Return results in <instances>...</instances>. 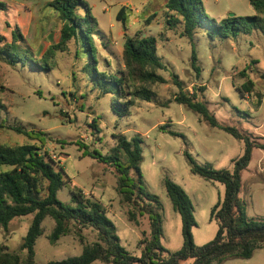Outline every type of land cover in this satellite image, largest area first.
I'll use <instances>...</instances> for the list:
<instances>
[{
  "label": "rangeland",
  "instance_id": "rangeland-1",
  "mask_svg": "<svg viewBox=\"0 0 264 264\" xmlns=\"http://www.w3.org/2000/svg\"><path fill=\"white\" fill-rule=\"evenodd\" d=\"M85 1L99 24L95 36L98 68L110 74L125 70L122 59L125 39L153 36L157 39V55L165 65L158 73L166 83L147 85L154 93L152 100L136 98L130 115L119 117L111 111L112 95L103 94L84 71L89 59L84 44L70 41L54 51L49 69L45 66L39 69L31 63L12 66L0 60V102L4 106L0 121L6 124V128H0V145L15 147L36 142L10 130L12 126L42 132L41 140L46 143L42 145L43 151L49 149L50 156L60 163L67 176L64 175L67 184L58 192V199L73 205L72 191L94 197L106 208L120 244L132 256L140 257L142 242L151 236L147 211L155 207L154 203L146 195H138V191L134 196L137 205L127 202L119 190L117 169L87 153L117 155L124 163L125 154L118 149L113 136L123 135L128 140L141 137L140 168L145 193L156 196L160 202L159 210L155 209L161 217L162 245L169 253L183 246L181 217L174 211L166 190L165 180L169 179L192 200L196 219L192 233L195 245L201 247L212 241L218 231L212 209L223 200L225 187L193 174L187 154L199 165L232 171L234 161L244 154L245 143L178 104L176 97L181 90L174 80L181 83L183 93L204 103L220 124L235 127L254 144L264 145V80L260 77L264 72V35L256 30L250 35L237 33L222 38L211 26L212 20L250 17L255 11L248 0H203L205 21L191 40L183 35V24L173 29L167 24L166 0ZM123 6L126 25L117 19ZM47 9L38 24L45 31L30 32L25 36L27 43H23L28 54L40 62L45 59L37 54L59 43L62 26L58 15L44 18L48 17ZM11 39L8 35L7 40ZM193 48L199 75L192 67ZM249 80L254 83L252 93L241 95L239 88ZM130 175L137 178L134 172ZM238 199L249 219L264 222V149L253 148L250 164L241 173ZM31 222L29 215L14 219L7 229L0 226V246L17 253L22 264L27 253L21 250V245ZM42 227L43 233L35 246V264L80 256L86 246L98 239L92 228L72 223L69 233L52 243L54 220L47 217ZM220 264H264V248L256 250L250 259L228 258Z\"/></svg>",
  "mask_w": 264,
  "mask_h": 264
},
{
  "label": "trees",
  "instance_id": "trees-1",
  "mask_svg": "<svg viewBox=\"0 0 264 264\" xmlns=\"http://www.w3.org/2000/svg\"><path fill=\"white\" fill-rule=\"evenodd\" d=\"M248 1L255 11L253 16H231L218 22L212 20L211 26L218 35L229 38L237 33L250 35L256 30L264 35V0ZM202 5L203 0H167L164 6L167 24L171 29L183 24V35L192 40L195 30L205 21ZM49 7L58 13L62 26L59 43L37 54L40 57L43 56L45 61L33 59L23 48V43H27V40L18 27L12 31L10 41L0 36V60L12 66L31 63L39 69L44 66L49 69L48 63L50 65L49 60L54 57V51L61 49L70 41L78 45L84 44L87 48L86 53L89 55L84 71L103 94L112 95L111 111L119 117L130 115L136 98L149 102L152 100L154 93L147 88V85L166 83V80L158 73L165 68V65L157 55L158 47L155 37L143 35L127 37L122 53L125 70L116 74L102 72L97 66L95 44L99 24L92 15L88 2L53 0ZM0 9H3L1 3ZM125 12L126 7L123 6L117 14V19L126 25ZM191 59L192 67L199 75L195 48L192 50ZM260 77L264 80V72ZM174 83L181 90L176 97L178 104L195 111L211 126L220 128L245 143L244 154L234 161L232 171L215 170L209 165H199L187 154L193 174L206 180L222 183L225 187L223 200L218 201L212 209V217H215L219 224L214 239L201 247L195 245L192 230L196 226V219L192 200L180 186L166 179L167 194L174 211L181 217L183 236V246L180 250L174 253L166 250L161 243V217L157 212L160 206L159 199L145 193L146 186L140 168L143 140L139 136L128 140L123 135H114L118 149L125 154L126 162H121L117 155L105 157L96 151L86 153L105 164H112L117 169L119 190L127 202H134L137 205L134 196L138 191V195H146L155 205L147 211L151 236L142 242L144 245L142 255L132 256L120 244L115 225L108 217L102 203L92 196L88 197L76 191H72L73 205H66L58 199V192L65 183L67 184L64 178L66 173L60 163L50 156L49 149L43 151L42 145L46 143L41 140L42 132H28L19 126H12L9 127L10 130L36 141L33 144L15 147L0 145V226L7 229L14 219L32 215V222L21 245V250L27 253L24 264H35L36 242L43 233L42 224L47 217L52 218L55 223L50 236L52 243H56L62 236L67 235L72 223L90 227L98 234L97 241L86 246L80 256L47 264H95L97 262L101 264H182L189 260L193 261L191 264H220L228 258L250 259L256 250L264 248V222L249 219L238 199L241 173L250 164L252 150L254 147L264 149V145L254 144L248 136L240 133L235 127L220 124L210 114L204 103L197 102L194 97L182 92V85L176 78ZM253 88L254 83L249 80L243 84L242 88H239V91L241 95H245L252 93ZM71 95L77 98L74 92ZM75 101L78 102L77 99ZM3 109L4 106L0 102V113ZM0 128H6L4 121H0ZM131 172H134L137 178L131 176ZM43 191H45L44 196H42ZM0 264H22V260L17 253H11L5 246H0Z\"/></svg>",
  "mask_w": 264,
  "mask_h": 264
},
{
  "label": "crops",
  "instance_id": "crops-1",
  "mask_svg": "<svg viewBox=\"0 0 264 264\" xmlns=\"http://www.w3.org/2000/svg\"><path fill=\"white\" fill-rule=\"evenodd\" d=\"M52 1L53 0H0V3L3 4V9H0V36L8 38V35H10L12 37V31L15 27H18L26 37L33 31L38 32L43 30L44 32L45 29H40L38 27L44 9L48 8L45 11L49 13L47 15L48 17L45 16L44 18L48 19L51 14H54V16L58 15L57 12L49 7Z\"/></svg>",
  "mask_w": 264,
  "mask_h": 264
}]
</instances>
